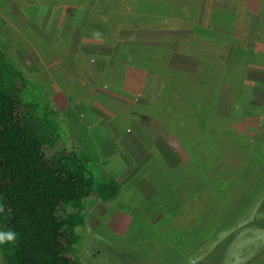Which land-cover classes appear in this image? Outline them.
I'll return each mask as SVG.
<instances>
[{"label": "rangeland", "instance_id": "obj_1", "mask_svg": "<svg viewBox=\"0 0 264 264\" xmlns=\"http://www.w3.org/2000/svg\"><path fill=\"white\" fill-rule=\"evenodd\" d=\"M138 2L169 9L147 15ZM0 46L47 95L97 188L117 186L107 200L96 189L81 264H194L229 233L217 264H264V227L252 223L264 193V0H0ZM169 66L198 83L199 106L182 89L165 94ZM141 115L182 163L162 142L168 162L136 158L137 136L155 142Z\"/></svg>", "mask_w": 264, "mask_h": 264}, {"label": "trees", "instance_id": "obj_2", "mask_svg": "<svg viewBox=\"0 0 264 264\" xmlns=\"http://www.w3.org/2000/svg\"><path fill=\"white\" fill-rule=\"evenodd\" d=\"M143 4L138 2V9L147 15L169 9L166 4ZM218 18L225 22L224 16ZM9 27L14 29L12 25ZM122 46L117 55L123 52ZM169 69L172 74L165 94L182 89L187 104L199 106L198 83L183 84L177 80L180 70L171 66ZM38 86L0 46V203L11 209L10 213H0V230L12 229L19 234L14 244L0 245L2 262L81 264L78 252L87 235V211L96 189L107 200L115 196L117 186L106 181L97 188L89 165L68 138L49 98ZM199 113L197 118L201 120L204 112ZM61 141L64 143L60 144ZM164 195L160 194L161 199H168L171 205L174 197L168 190ZM263 195L259 200L260 213L252 220L259 227H264ZM177 204L173 201L174 207ZM239 204L233 205L237 208ZM173 212L168 211L164 219L173 220L181 214ZM233 236L225 235L194 264L206 259L217 264L219 253Z\"/></svg>", "mask_w": 264, "mask_h": 264}, {"label": "crops", "instance_id": "obj_3", "mask_svg": "<svg viewBox=\"0 0 264 264\" xmlns=\"http://www.w3.org/2000/svg\"><path fill=\"white\" fill-rule=\"evenodd\" d=\"M119 47H120V44L118 45L117 48H115V56L116 57L118 56L117 53L119 51ZM181 68H184V67H181ZM206 68H207V66H203V67L198 66V68L194 66L192 69L196 70V71L198 69H200V71H199L200 75H203L205 72H206L205 74H207ZM196 73H198V72H196ZM141 116L142 117H140V118H141V121H143L142 123L144 125H146V134L149 135V137L153 138L152 140L155 142H153L152 145L149 146V144H147L144 141V135L141 137L137 136L138 141L135 144V147L133 148L135 150L134 154L136 155V158L137 159L142 158L143 160L148 161L152 156L159 154L160 157H162L164 161L166 160L168 162V159L166 157V153L168 154V152L164 151L161 147L158 146V144L160 142H162L172 152V154L176 157V160L182 163L181 158L179 157L180 154L177 151L176 145L173 144L172 142L171 143L169 142V140H171V139L167 135V132L164 131L163 128H161L157 125H154L153 122H151V121L147 122L146 120H144L145 117H143V115H141ZM133 140H136V138L135 139H133V138L129 139V141H133ZM155 147H156L157 152L153 150V148H155ZM158 150L160 152H158Z\"/></svg>", "mask_w": 264, "mask_h": 264}, {"label": "clouds", "instance_id": "obj_4", "mask_svg": "<svg viewBox=\"0 0 264 264\" xmlns=\"http://www.w3.org/2000/svg\"><path fill=\"white\" fill-rule=\"evenodd\" d=\"M10 213L11 209L3 203H0V213ZM18 233L15 230H0V245L14 244L18 239Z\"/></svg>", "mask_w": 264, "mask_h": 264}]
</instances>
